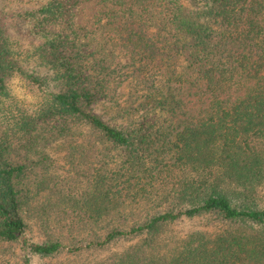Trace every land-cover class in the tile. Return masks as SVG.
<instances>
[{"label": "trees", "instance_id": "1", "mask_svg": "<svg viewBox=\"0 0 264 264\" xmlns=\"http://www.w3.org/2000/svg\"><path fill=\"white\" fill-rule=\"evenodd\" d=\"M12 2L0 7V242H18L25 264L121 239L133 242L100 264H264V0ZM99 102L119 125L94 112ZM55 141L62 177L32 165L46 169L38 150ZM15 146L26 161H13ZM34 200L61 231L92 232L88 242L32 240L23 208ZM201 216L219 225L172 230Z\"/></svg>", "mask_w": 264, "mask_h": 264}, {"label": "rangeland", "instance_id": "2", "mask_svg": "<svg viewBox=\"0 0 264 264\" xmlns=\"http://www.w3.org/2000/svg\"><path fill=\"white\" fill-rule=\"evenodd\" d=\"M9 1L11 4L13 0H0V7L8 6ZM92 10L91 1H84L76 8V17L75 20L77 23H86V21L90 17V13ZM21 35H19V38ZM16 39L18 37L15 35ZM22 41H24L22 39ZM30 70L36 69L38 73L45 74L51 73L48 71L47 67L36 68L34 67V63L31 60L27 64ZM13 89V94L17 97L18 100L25 102V108L31 109L32 103H36V97L33 92L26 86V84L21 79H14L11 85ZM127 89L120 87L118 88V92H125ZM93 110L95 113L101 115L103 119L110 122L113 125H119L121 122L120 119L117 118L114 114L110 112L108 107L104 103H97L93 105ZM6 114V113H5ZM1 115V111H0ZM8 115V114H6ZM16 138V137H14ZM16 142V140H15ZM39 147L40 152L48 154L49 158L47 160L46 169L42 167V164L37 166L32 163L34 170L39 171V173H53L56 176H65L69 173V164L65 158V146L61 144L60 141L50 142L46 144H40ZM33 159H38V156L34 154L31 155ZM11 158L14 162L23 161L26 159V151L19 146H15L12 151ZM25 158V159H24ZM26 161V160H25ZM44 193L40 192L35 194L38 198H46ZM260 201L264 206V186L260 189ZM35 199V200H36ZM32 201L31 204L36 207L26 208V204L23 208V216L25 218V222L27 223L26 233L27 235L34 241L41 242L45 240L47 233H52L57 236L63 243L67 245H85L89 237L93 234L92 232H85L81 234H67L66 232L61 231L58 227L49 221H47L48 213L45 214L41 207V204H36V202ZM27 209V211H26ZM47 221V223H46ZM103 227L100 229V232L106 231L107 227H109L108 222L104 221ZM219 225V222L210 216H201L196 217L195 219H185L179 220L172 226V230L175 233H182L190 228H205V229H215ZM135 240V239H134ZM133 240L121 239L117 242H114L105 247H97V246H89L83 247L78 252H68L65 248H62L57 253L51 256H41L39 254H31L29 255L31 264H100L105 261L108 257H111L113 254L123 250L127 247ZM25 252L22 250L20 244L18 242H0V264H25Z\"/></svg>", "mask_w": 264, "mask_h": 264}]
</instances>
